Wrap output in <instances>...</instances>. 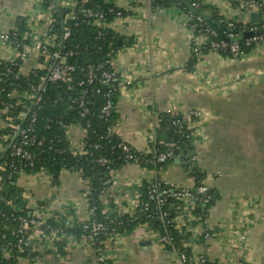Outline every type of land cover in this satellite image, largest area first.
I'll return each mask as SVG.
<instances>
[{"label":"crops","instance_id":"obj_1","mask_svg":"<svg viewBox=\"0 0 264 264\" xmlns=\"http://www.w3.org/2000/svg\"><path fill=\"white\" fill-rule=\"evenodd\" d=\"M109 1L127 11L110 26L131 40L114 59L121 84L117 134L134 149L147 152L159 140L165 115L201 112L192 123L196 153L191 164L205 174L202 185L215 201L206 219L191 228L192 238L186 243L190 259L264 264V42L239 57L209 51L190 66L193 42L206 35L195 33L187 12L178 5L155 8L151 0ZM200 1L216 8L220 21L254 23L251 12L240 6L245 0ZM77 2L56 0L58 6L68 8ZM51 21L52 13L43 8L42 0H0V33L25 27L44 41ZM15 53L13 46L0 40V59ZM41 61L30 56L23 73L28 75ZM172 128V124L163 127L164 140L171 139ZM68 136L73 152H82L80 124L70 125ZM4 148L0 143V151ZM188 164L178 155L161 170L125 164L113 172L101 197L105 211L134 213L144 184L156 179L193 190L196 178ZM16 183L32 209L29 215L39 221L53 218L74 227L92 217L87 197L91 185L78 171L63 170L57 183L45 171L21 172ZM195 205L183 200L186 214L176 217L177 224L186 223ZM205 230L211 235L200 243L198 237ZM30 243L40 257H22L23 264H100L94 244L84 234L32 232ZM103 244L109 264H174L173 252L148 224L108 236Z\"/></svg>","mask_w":264,"mask_h":264},{"label":"trees","instance_id":"obj_2","mask_svg":"<svg viewBox=\"0 0 264 264\" xmlns=\"http://www.w3.org/2000/svg\"><path fill=\"white\" fill-rule=\"evenodd\" d=\"M155 8H168L178 5L187 12L191 19L189 24L193 27L196 34H205L211 40L220 41L214 35L208 25L193 15L189 9L178 0H151ZM201 11L207 12L217 21L222 19L216 8L202 4L200 0H191ZM53 5V7H52ZM43 8L52 13L51 28L48 35L57 34L54 44L50 50L59 49L65 56L66 64L74 66L66 78L60 81L51 82L43 94L42 101L36 106V118L32 119L31 114L24 118H18V115L29 112L28 104L25 99L18 96H12L16 90H30L37 87L40 77L46 73V70L36 69L29 75H17L20 60L11 62L7 59H0V119L5 122L11 119L17 125L31 128V134L37 136L38 141L35 144L25 145L32 158L27 160L19 155H12L11 143H17L20 138L15 137V129L9 126L0 127V143H4V150L0 151V240L5 245H15L20 237V217L35 218L29 215L32 209L27 206L22 197V189L16 181L21 172L33 173L36 171H45L52 177L53 183L59 181V176L63 170H73L80 172L83 177L90 182V191L87 194L90 209L94 211L98 221L105 224L107 230L96 237L94 246L97 255L100 258V264H109L101 259L104 251V240L108 236L117 235L124 231L133 230L140 224H148L151 229L159 232L160 237L169 233L173 238L174 246L179 251H184L188 255V264H210L206 258L203 263L194 262L190 259L191 248L186 243L192 238L191 228L199 222L206 219L208 209L215 201L211 193L209 202L202 201V194H199L200 200L191 210L192 218L186 215V223L177 226L176 217L180 214H186L183 207V200L168 196L165 202V209L168 215L165 218L154 214L149 216L143 210L140 204L134 213H118L105 211L101 197L106 193L111 183V176L114 171L121 169L130 161L126 158V152L120 143L123 139L116 133H109V128L118 122L117 103L120 97V78L114 81L105 82L103 78L102 65H107L114 60L118 51L125 45L131 44V40L125 39L122 35L115 32L110 24L120 15L125 16L127 11L109 0H78L73 8L60 7L56 0H42ZM94 10L102 14L101 17H89L87 10ZM264 11V7L262 8ZM120 13V15H119ZM74 17H73V16ZM235 28L243 30L247 27L261 25V23H233ZM69 30L70 34L62 38L64 30ZM15 34V39L22 43H31L34 35L28 28L11 30ZM245 52H250L258 45L255 41L247 44V40L239 42ZM210 44L203 47V51H210ZM218 52L233 56L229 50L218 49ZM191 64L197 62L198 57L192 54ZM85 92L86 105L89 113L82 116L79 106L75 99ZM21 99V100H20ZM25 100V101H24ZM108 101H111L112 107L109 114L103 111V107ZM8 106L5 113H1L4 106ZM182 116L167 114L161 120L158 138L159 140L153 146L151 152H142L133 149L139 158V165L157 170L164 169L175 159H169L164 162L156 160L158 153L166 150L167 143L172 140L176 143L175 154L181 156L185 162H189L192 174L196 178L195 192L203 184L205 174L197 167L192 166L195 159V140L192 136V128L184 122L182 126L175 124L174 121ZM80 124L86 127L87 137L83 153L73 152L68 136L67 127L72 124ZM172 124L171 139L164 140L162 133L163 127ZM106 157L108 162L100 164L97 160ZM154 182L145 183L140 198L142 202L148 203L152 208L156 204L157 197L151 196L149 191ZM170 184H162L158 190L169 188ZM92 219L82 222L74 227L67 226L64 221L57 219H45L42 221L40 230L42 233H51L55 230L66 231L77 235H88L89 229L83 227L89 224ZM33 228L26 230V236L30 240ZM200 243L206 242L205 232L198 237ZM33 248L28 244L24 250H19L14 246L13 256L10 259L17 264V259L22 257H31L29 249ZM33 255L39 254L32 252ZM6 258L4 252L0 249V264L4 263Z\"/></svg>","mask_w":264,"mask_h":264},{"label":"built area","instance_id":"obj_3","mask_svg":"<svg viewBox=\"0 0 264 264\" xmlns=\"http://www.w3.org/2000/svg\"><path fill=\"white\" fill-rule=\"evenodd\" d=\"M239 1V0H237ZM241 8H244L248 10L249 12H254L258 10L263 11L264 4L261 3L259 0H245L242 1L240 4ZM53 7V5H52ZM86 15L89 17H101L102 14H100L97 11L94 10H87ZM120 15V13H119ZM73 16V15H72ZM74 17V16H73ZM119 17H122L121 15ZM199 19L203 20L202 18L198 17ZM233 27V23H229ZM51 25V23H50ZM51 26L48 28V32L50 30ZM261 28H264V11H263V21L261 22V25L253 26V27H247L245 29H250V30H259ZM243 29V30H245ZM44 41L37 40V38H33L32 42L29 43H22L15 39V34L12 33V31H5L0 33V40L4 43H8L11 46L14 47L16 53L13 57L7 59L11 62H16V60H20L21 63L19 64V70L17 72V75H26L23 73L22 66L24 62L30 58V56L35 55L37 58H41V64L39 67H36L35 69L31 70L29 74H32L36 69H43L46 70V73L43 74L40 77V81L37 87H33L30 90H16L12 93V96H18L21 99H25L29 112H24L18 115V118H24L28 116V114H31V117L33 120L36 118V111L35 108L40 104L43 98L44 92L47 90L48 85L51 82H56L60 81L66 78L67 74L74 70V66L66 64L65 56L62 54V51L59 49H54L50 50V46L54 44V39L58 36L57 34L48 35ZM70 34L69 30H64L62 38L68 37ZM247 40V44H250L251 42L255 41L256 43L260 44L264 42V33ZM206 44H210L211 48L210 51L218 52V49H223V50H229L233 56L239 57L243 56L246 54L245 50H243L239 44V42H225L223 40L220 41H215L211 40L209 42V39L207 36H203L199 40H195L192 44V53L195 54L198 58L201 57L205 52L203 51V47ZM103 70V78L105 82H110L114 81L120 78L119 71L115 65V61L112 60L110 61L107 65H102L101 66ZM28 74V75H29ZM121 89V87H120ZM20 99V100H21ZM24 100V101H25ZM75 101L77 102L80 113L82 116L86 115L89 113V108L86 105L85 101V92L83 91L80 96H78ZM112 107L111 101H108L106 105L103 107V111L107 114H109L110 109ZM8 110V106H4V108L1 110V113H5ZM201 115V112L199 110H191L189 114L186 117H181L177 118L174 123L182 126L184 122L188 123V126L192 128V136L195 135V128L193 127L192 123L194 124V121L197 117ZM6 126H9L11 128H14L15 131V137H19L20 140L17 143H11L12 146V155H19L22 158H25L27 160H30L32 158L31 153L26 150L24 147L25 145L29 144H35L37 142L41 143L38 141L37 136L35 134H31V128L27 127H22L21 125H17L14 123V121L11 119L8 122H5L4 120L0 119V127L5 128ZM81 126V129L83 131L84 135V146H85V138L87 137V130L86 127ZM70 126L67 127V131L69 130ZM109 133H116L115 126L109 128ZM120 146H122L123 150L126 152V158L129 163H139V158L138 156L133 152L134 148L130 146L128 143L125 141H122L120 143ZM175 146L176 143L172 140H169L167 143V148L166 150L158 153L156 160L158 162H164L169 159H175L176 154H175ZM154 148L151 147L147 152H151ZM84 151V149H83ZM80 152V153H83ZM100 164H105L108 162V159L106 157H101L97 160ZM0 181H1V176H0ZM153 187L150 189L149 193L151 196H156V204L152 208L148 203L142 202L140 196L138 200V205L143 206V210L148 213L149 216L153 217L154 214H157L161 218H165L168 215V211L165 209V202L168 196H172L181 200H192V205L197 203L200 200L199 194H202V201L204 203H207L211 199V193L208 190V187L206 185H201L198 187L196 192L192 189H187V188H181V187H176V186H170L169 188H163L162 190H158V188L162 184H169L161 179H156L153 181ZM190 211L187 213V215H190ZM91 219L92 221L89 224H84L83 227L85 229H89L90 233L87 235L92 243H95L96 237L100 235L101 233H104L107 230V227L105 226L104 223L100 222L97 220L95 217L94 211L91 209ZM20 222L21 226L19 229L20 232V237L19 240L15 245H5L2 243L0 240V249L3 250L4 252V257L6 258V261L2 264H14L10 259L13 256V249L14 246L18 248L19 250H24L25 247L30 244L29 238L26 236V230L29 227L33 228V234L36 233H42L41 230L39 229L42 221H39L38 219L35 218H27V217H20ZM179 227L180 224H177ZM55 232V231H54ZM205 232V237L206 241L210 237V232L209 231H204ZM161 241L162 243L167 246L174 254V264H188V255L184 251H179L173 243V238L169 233H166L164 236H161ZM32 252H35L33 248L29 249V254L31 257H28L29 259L32 260H38L39 259V254L33 255ZM101 259H104V256L102 255ZM17 264H23L21 261V258L17 259ZM204 258H202L199 263H203Z\"/></svg>","mask_w":264,"mask_h":264},{"label":"water","instance_id":"obj_4","mask_svg":"<svg viewBox=\"0 0 264 264\" xmlns=\"http://www.w3.org/2000/svg\"><path fill=\"white\" fill-rule=\"evenodd\" d=\"M178 1L185 5L193 15L202 18L214 35L225 42H240L264 33V28L259 30H239L227 22L215 20L206 12L201 11L191 0ZM251 21L258 24L261 23L263 21V11L260 9L251 12ZM176 162H181V159H177Z\"/></svg>","mask_w":264,"mask_h":264}]
</instances>
